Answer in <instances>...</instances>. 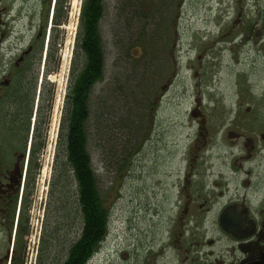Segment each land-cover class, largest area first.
<instances>
[{
    "label": "rangeland",
    "instance_id": "obj_1",
    "mask_svg": "<svg viewBox=\"0 0 264 264\" xmlns=\"http://www.w3.org/2000/svg\"><path fill=\"white\" fill-rule=\"evenodd\" d=\"M68 1L65 24L57 28L59 69L52 75L54 87L62 85V91L74 65L83 2ZM211 1L104 0L100 23L104 77L93 85L90 99V130L98 124L101 129L91 131L94 141L88 149L100 193L111 206V221L107 237L87 264H178L171 251L160 259L150 258V244L156 247L170 235L169 228L152 220V213L164 211L173 218L175 203L165 192L166 183L171 185L177 179L178 169L187 165L188 153L195 149L199 117H193L192 111L197 99L209 128H213L208 146L213 147L214 164H220L216 154L232 151L228 128L237 123L243 129L239 116L245 114L249 102L244 100L243 88L234 83L230 59L217 53L208 34L215 27ZM138 39L141 45L132 49ZM150 117L155 122L153 132L148 128ZM55 134L51 130L48 137L47 133L48 162L42 164L49 165L47 173L40 167L32 175L26 207L21 208L20 239L13 243L22 222L21 216L16 228L18 208L11 240L0 232V257L13 250L15 264H63L80 231L75 186L66 173L61 176L62 165L55 169ZM54 177L58 184L50 197Z\"/></svg>",
    "mask_w": 264,
    "mask_h": 264
},
{
    "label": "flooded vegetation",
    "instance_id": "obj_2",
    "mask_svg": "<svg viewBox=\"0 0 264 264\" xmlns=\"http://www.w3.org/2000/svg\"><path fill=\"white\" fill-rule=\"evenodd\" d=\"M58 4L0 0V232L9 241L16 210L21 213L25 204L30 169L48 162L51 130L56 132L52 157L69 144L72 69L64 91L52 79L59 69L57 28L66 21L57 23ZM209 7L215 49L230 59L234 83L249 104L239 116L243 129L233 123L226 131L232 151L216 154V165L208 146L213 128L197 99L195 149L177 179L166 183L175 203L173 218L152 213L170 235L156 247L150 244V258L171 251L178 264H264V0H212ZM148 119L153 132L154 119ZM7 253L0 264H7Z\"/></svg>",
    "mask_w": 264,
    "mask_h": 264
},
{
    "label": "trees",
    "instance_id": "obj_3",
    "mask_svg": "<svg viewBox=\"0 0 264 264\" xmlns=\"http://www.w3.org/2000/svg\"><path fill=\"white\" fill-rule=\"evenodd\" d=\"M65 1L59 0L56 8L58 24L62 23L64 20L62 15L67 12ZM104 14V0H83L76 36V56L73 61L74 65L69 85L71 131L67 138L68 141L66 140L69 144L59 149L55 164V169L62 165L61 176L65 177L64 173H66L75 186L73 196L77 203L80 219V231L77 233V238L70 243L63 264H87L91 257L99 251L110 227L111 206L108 204L106 197H103L100 193L96 172L92 164V155L88 149L89 143L94 141L92 140L94 135L91 136V131L93 133V131H100L101 129L98 124L99 119H97V122L94 123V125L98 124L97 127L90 130L92 112L90 99L93 85L104 77L105 51L100 30V23ZM140 43V39H138L131 48L134 49L136 45V47H139ZM78 59L80 62L75 65ZM124 161H127V158ZM35 169H30L27 190L32 183V175ZM120 169H124L122 165ZM56 184H58V180L54 177L50 184V197L55 195ZM27 192L24 209L26 207ZM58 198L60 200V195ZM47 222L48 218L43 222L46 231L48 228ZM22 225L23 216L19 235L17 234L18 240L23 231ZM11 264H15V262H11Z\"/></svg>",
    "mask_w": 264,
    "mask_h": 264
},
{
    "label": "water",
    "instance_id": "obj_4",
    "mask_svg": "<svg viewBox=\"0 0 264 264\" xmlns=\"http://www.w3.org/2000/svg\"><path fill=\"white\" fill-rule=\"evenodd\" d=\"M192 116L193 117H198L200 116V110H199V102L198 105L196 106V108L192 111ZM6 259H9V254L6 256Z\"/></svg>",
    "mask_w": 264,
    "mask_h": 264
},
{
    "label": "bare ground",
    "instance_id": "obj_5",
    "mask_svg": "<svg viewBox=\"0 0 264 264\" xmlns=\"http://www.w3.org/2000/svg\"><path fill=\"white\" fill-rule=\"evenodd\" d=\"M75 6V5H74ZM198 117H200V116H198ZM55 157V164H56V158H57V156H54ZM53 162V161H52ZM45 171H46V173H47V171H48V168H49V165L48 164H46V165H43V167H42ZM50 170H51V167H50ZM45 178V177H44ZM111 221V220H110ZM109 225H110V223H109ZM98 252H96L94 255H96ZM94 256H92L91 257V259L93 258ZM90 259V260H91Z\"/></svg>",
    "mask_w": 264,
    "mask_h": 264
}]
</instances>
